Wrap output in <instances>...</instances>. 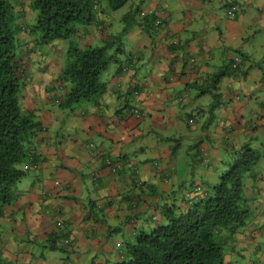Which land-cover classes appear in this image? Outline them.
I'll return each mask as SVG.
<instances>
[{
  "label": "crops",
  "instance_id": "crops-1",
  "mask_svg": "<svg viewBox=\"0 0 264 264\" xmlns=\"http://www.w3.org/2000/svg\"><path fill=\"white\" fill-rule=\"evenodd\" d=\"M130 2L119 17L107 11L79 26L84 45H101L123 31L124 17L132 25L130 47L123 42L103 74L101 97L74 112L61 108L66 89L51 90L62 69L48 60L54 53L24 79L21 101L38 116L41 135L37 160L29 159L0 218V258L8 263L109 264L159 195L184 187L193 199L200 192L192 189L216 183L225 155L234 160L245 144L264 143V0ZM232 5L239 8L234 18ZM150 8L154 14L144 18L127 16ZM236 56L246 62L242 76L230 67ZM188 160L200 161V173ZM247 183L252 217L231 246L264 260V166ZM254 233L263 234L255 246Z\"/></svg>",
  "mask_w": 264,
  "mask_h": 264
},
{
  "label": "trees",
  "instance_id": "trees-1",
  "mask_svg": "<svg viewBox=\"0 0 264 264\" xmlns=\"http://www.w3.org/2000/svg\"><path fill=\"white\" fill-rule=\"evenodd\" d=\"M11 1L15 5L17 0H0V218L6 215L7 206L15 198L12 185L25 176L29 159L37 160L32 151L41 135V123L36 113L24 108L21 97L26 88L24 79L43 60L40 48L57 41H70L69 49L66 46L59 49L54 54L56 58L50 56L48 60H56L62 67L51 90L63 86L66 94L59 98L60 107L74 112L83 102L98 99L105 93L107 84L103 74L124 51L123 38L132 26L124 17L125 28L119 35L104 38L101 45H84L79 26L97 23L100 13L117 11L131 0H31L32 22H27L26 9L12 13ZM137 12L140 15L141 11L135 10L127 16L135 19ZM161 24L162 20L158 26ZM18 37L25 46L20 52ZM26 38L34 47L24 42ZM66 51V55L61 54ZM236 58L240 59L237 65ZM245 63L242 56L234 57L230 61L233 73L244 75ZM224 75L225 72L217 75L215 84ZM133 113L137 118L143 116L138 108ZM263 155L264 150L247 143L232 163H222L218 182L205 181L203 187L191 190L193 195L200 192L198 196L190 199L182 187L172 197L165 196L139 212V227L132 240L123 238L117 264H232L226 260L224 247L233 245L239 232L250 223L252 214L246 184ZM148 214L152 218L149 216L142 222ZM230 250L233 251L232 247ZM0 264L11 263L0 258ZM252 264H264V260H254Z\"/></svg>",
  "mask_w": 264,
  "mask_h": 264
},
{
  "label": "rangeland",
  "instance_id": "rangeland-1",
  "mask_svg": "<svg viewBox=\"0 0 264 264\" xmlns=\"http://www.w3.org/2000/svg\"><path fill=\"white\" fill-rule=\"evenodd\" d=\"M23 1H25L24 2V4H20L21 2H23ZM30 2H31V0H17L16 1V3H15V5H14V3L11 1V3H12V5L14 6V9H12V13L14 12V10H15V12L16 13H20V12H24V11H22V10H24V9H26L27 11L25 12V16L27 17V22H32L33 21V15L31 14V12H30V8H29V4H30ZM131 3V2H130ZM126 9V7H123V8H121V9H119V10H117V11H115L114 13H115V16L116 17H119V16H121V15H123L124 13H125V10ZM19 39H22V38H19L18 37V39H17V47H18V51L20 52V49H24L25 48V46H24V44H23V41L22 40H19ZM20 42V44H19V42ZM24 42H28V46L29 45H31V47H34V43L32 42V41H30V39L29 38H26V39H24ZM69 42L70 41H57V42H54V43H50V44H48V45H46V46H42L41 48H40V51H39V54H41L42 56H43V60H41L39 63H37V66H36V69L37 70H35V71H39V69H41V71H42V69L44 70V68H43V66H41L42 64H43V62H46L45 61V59H46V57L47 56H49L50 54H52V53H56V52H58V45H59V43L60 44H62V43H64L63 45L64 46H66L67 47V49H69L70 48V45H69ZM102 42V41H101ZM123 42H126V44H125V47H130V43L128 42V40H127V37H125L124 38V41ZM68 51V50H67ZM67 51L66 52H63V53H61L62 55H66V53H67ZM58 56H59V59H60V54H58ZM40 63H41V65H40ZM62 64H63V62H62ZM257 142L258 141H256L255 143L253 142V146L254 147H256L257 149H260V150H264V147L263 148H260L264 143H260V144H258L257 145ZM219 156V155H218ZM222 159V158H221ZM224 159V162H231L232 163V161L233 160H229L228 159V156L227 155H225V157L223 158ZM188 162H190L191 164H193V165H196L197 166V168H198V173H200V164H199V160L197 161V163H194L193 162V160L191 161V160H188L187 162H185V163H187L188 164ZM220 166L223 168V164L222 163H220ZM225 166H226V164H225ZM259 166H264V155H263V157L261 158V160L259 161V163L255 166V167H253V169L252 170H256ZM189 173H190V170L188 171ZM26 174H27V172H26ZM25 174V175H26ZM169 175V174H168ZM24 177V176H23ZM23 179V178H22ZM218 180H219V178L216 180V182H218ZM20 181V180H19ZM19 181H17L15 184H13L12 185V187H11V192L14 194V192H15V187L19 184ZM250 181H252L251 179H250ZM246 187H248V183L246 184ZM204 188H206L205 186H204ZM167 197V198H169L170 196L172 197V192H170V194L168 195H159L157 198H158V200H161L162 198H164V197ZM150 216V218H152V214H148L147 216L145 215L142 219V222L146 219V218H148ZM145 222V221H144ZM249 224L250 223H248V225H247V227L245 228L246 230H247V228H248V226H249ZM152 230V228L151 229H148V232H150ZM259 236H263V234H261V235H259V234H257V233H254L253 235H252V245L253 246H255L256 245V241L258 240V239H260L259 238ZM128 239L129 237H127V236H125V239ZM120 240V239H119ZM65 245H67V244H65ZM118 245H119V243L117 244V247H118ZM232 244H228L227 246H225L224 247V252H225V256H226V260H227V262H229V263H232V264H242V261H251V263L250 264H252L253 262H254V260H256V258H255V253H252L251 252V250H249V251H247L246 252V254H245V257H241L239 254H237L238 252L237 251H231L230 249H231V246ZM113 251V253H114V257L110 260V262H109V264H117V261H116V258H115V254H117V252L119 251H117V248L116 249H114V250H112ZM63 252V251H62ZM93 254H95V257L97 256V255H99L100 254V252H95V251H93ZM95 259V258H94ZM92 260V262H96V263H99L100 261L99 260ZM87 262H89V261H87ZM63 264V263H62Z\"/></svg>",
  "mask_w": 264,
  "mask_h": 264
},
{
  "label": "built area",
  "instance_id": "built-area-1",
  "mask_svg": "<svg viewBox=\"0 0 264 264\" xmlns=\"http://www.w3.org/2000/svg\"><path fill=\"white\" fill-rule=\"evenodd\" d=\"M236 12H237V6H233V7H231L230 9H229V12H228V14H229V17L230 18H234V16L236 15ZM151 14H154V10L153 9H144V10H142L141 12H140V16L141 17H146V16H149V15H151ZM160 23V20H158L157 21V25ZM175 42L177 43L178 42V39H176L175 40ZM240 61V59L239 58H236V65H237V63ZM136 114H137V116H139L140 117V113L139 112H135Z\"/></svg>",
  "mask_w": 264,
  "mask_h": 264
},
{
  "label": "clouds",
  "instance_id": "clouds-1",
  "mask_svg": "<svg viewBox=\"0 0 264 264\" xmlns=\"http://www.w3.org/2000/svg\"><path fill=\"white\" fill-rule=\"evenodd\" d=\"M151 9V8H150ZM144 10V9H143ZM142 11V10H141ZM161 21V20H160ZM156 24H157V22H156ZM67 243H68V241H66Z\"/></svg>",
  "mask_w": 264,
  "mask_h": 264
}]
</instances>
